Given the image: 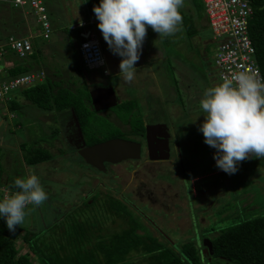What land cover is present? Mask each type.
<instances>
[{"label":"rangeland","instance_id":"374dc122","mask_svg":"<svg viewBox=\"0 0 264 264\" xmlns=\"http://www.w3.org/2000/svg\"><path fill=\"white\" fill-rule=\"evenodd\" d=\"M42 2L50 24L46 38L38 34L40 27L30 9H26L21 19L14 11L19 7L1 9L8 6L1 2L0 41L31 29L34 69H43L45 76L58 79L62 86L72 90L82 83L87 88L107 83L116 89L118 102L135 98L133 109L143 120H166L173 149L170 157L161 161H149L143 152L137 159L104 164L105 170H99L80 160L67 139L70 110L42 109L19 96L18 89L15 97L19 96L22 107L11 112L6 101H0V175L16 180L34 172L48 197L40 206L28 205L29 214L14 239L18 251L27 253V264H38V260L23 239L26 229H47L54 233L74 218L77 222L90 220L88 223L98 227L101 234L126 226L123 216L108 211V204L114 205L111 197L120 200L142 223L136 231H147L174 248L182 242L198 245L200 239L206 240L221 227L264 212V158L251 157L240 162L234 174H227L216 166V150L204 142L199 131L204 120L199 101L215 85L212 71L215 46L201 0H184L179 9L181 13L195 15L197 31L192 36L185 35L181 26L174 35L161 38L148 27L140 52L143 64L134 65L135 78L131 82H125L118 74L121 57L118 59L109 50L96 17L94 33L102 38L99 46L103 66L109 73L103 74L101 67L87 69L81 65L78 37L68 28L74 21L70 22L67 15L72 12L79 17L86 8L84 0ZM10 10L13 11L9 13ZM13 56L16 55L10 54ZM4 60L1 58L0 63L4 64ZM6 68H1L4 74ZM111 111L110 107L99 113H106L120 124L125 133L114 130L115 135L131 137L126 134L128 126L120 123ZM111 120L106 122L113 123ZM21 142L46 147L51 158L27 163ZM132 257L141 263L145 258L138 253Z\"/></svg>","mask_w":264,"mask_h":264},{"label":"trees","instance_id":"16d2710c","mask_svg":"<svg viewBox=\"0 0 264 264\" xmlns=\"http://www.w3.org/2000/svg\"><path fill=\"white\" fill-rule=\"evenodd\" d=\"M2 2L8 6H2L1 9L7 10L12 6L9 2ZM99 2L100 0H86L88 16L96 17L92 9ZM250 6L247 32L254 47L255 60L264 77V0H250ZM14 11L18 12L21 19L24 18V9L14 8ZM181 15L184 34L190 37L197 31L195 15L191 12H182ZM10 54L14 53L8 51L4 54V58H11V65L7 67L5 75L11 76L34 68L32 61L35 50L26 57H10ZM17 91L24 99L42 109L72 110L85 142L97 140L95 135H106L105 131L108 133L106 136L113 135L115 127L93 110L88 88L84 83L72 90L62 86L58 79L45 76L42 81ZM135 103V98L125 99L111 106V109L122 123L131 128H142L138 112L133 109ZM6 104L10 110L20 106V102L12 96ZM107 125L110 127L106 129ZM20 145L24 150V160L29 164L51 158L46 147L24 142ZM111 199L114 205L108 204V211L115 216H123L127 221L126 226L119 230L101 234L97 231L98 227L88 223L90 220L77 222L75 218L54 233L47 229H26L23 239L38 264H264V212L239 219L221 227L213 236L208 235L206 240L211 246L210 250L203 238L198 245L182 242L174 248L147 231H136L142 226L139 219L120 200L114 197ZM20 227L17 226L14 232H10L4 217L0 216V264H27V253L19 252L14 243V239L20 234ZM44 233L47 234L42 235ZM135 253L145 257L142 259L143 263L134 261L132 255Z\"/></svg>","mask_w":264,"mask_h":264},{"label":"clouds","instance_id":"9594fccd","mask_svg":"<svg viewBox=\"0 0 264 264\" xmlns=\"http://www.w3.org/2000/svg\"><path fill=\"white\" fill-rule=\"evenodd\" d=\"M183 6L184 0H100L93 5L103 39L121 57L118 74L125 82L135 78L134 65L148 27L161 38L174 35L182 26L179 9ZM199 106L204 114L199 131L204 142L216 150L219 169L234 174L240 162L264 158V77L258 69L223 77L204 92ZM14 186L19 190L0 199V216L10 232L23 225L28 205L40 206L48 198L34 172L17 178Z\"/></svg>","mask_w":264,"mask_h":264},{"label":"built area","instance_id":"2783aa9c","mask_svg":"<svg viewBox=\"0 0 264 264\" xmlns=\"http://www.w3.org/2000/svg\"><path fill=\"white\" fill-rule=\"evenodd\" d=\"M6 0H0V3ZM206 22L211 28V40L214 42L212 71L215 85L225 76L246 70H259L254 57V47L247 32L248 17L251 13L250 0H201ZM21 9H30L40 27V34L46 38L50 32L46 9L42 0H8ZM82 22V24H81ZM94 18L85 19L69 24V29L78 37L77 51L80 63L87 69L100 68L106 72L104 57L101 53L99 40L93 28ZM27 29V28H26ZM31 29L21 36L9 35L0 41V59L7 51H12L17 57H26L33 50ZM11 60V59H10ZM6 63V62H5ZM7 64L11 65L10 61ZM9 65V66H10ZM45 71L41 68L30 69L23 73L0 78V101H7L14 90L42 81ZM6 104V103H5ZM12 116V113L9 114ZM19 189L0 181V199L4 195Z\"/></svg>","mask_w":264,"mask_h":264},{"label":"water","instance_id":"95a60500","mask_svg":"<svg viewBox=\"0 0 264 264\" xmlns=\"http://www.w3.org/2000/svg\"><path fill=\"white\" fill-rule=\"evenodd\" d=\"M141 55L135 65L141 64ZM89 101L93 110H102L111 107L117 103L115 91L111 85H95L88 89ZM71 122L81 137L76 116L71 110ZM164 123L146 124L145 142L146 150L149 159L166 158L167 144L166 137L167 131ZM140 144L131 139H124L120 137H111L92 143L90 145H81L77 148L78 155L89 165L96 169L104 170V162H118L126 158L139 157ZM157 151V153H156ZM207 249L210 250L211 246L208 240H204Z\"/></svg>","mask_w":264,"mask_h":264},{"label":"flooded vegetation","instance_id":"af4514ba","mask_svg":"<svg viewBox=\"0 0 264 264\" xmlns=\"http://www.w3.org/2000/svg\"><path fill=\"white\" fill-rule=\"evenodd\" d=\"M100 39H102L101 37H98V40H100ZM141 54V53H140ZM117 56V58L118 59H120V56L119 55H116ZM142 59V58H141ZM142 63H143V59H142ZM106 73H109V69H106V72H104L103 74H106ZM114 73H116V72H114ZM101 85V84H100ZM104 86H106V85H109V84H103ZM93 86H95V85H93ZM89 89V88H88ZM114 90H115V95H117V91H116V89L114 88ZM117 103H118V101H117ZM114 106V105H113ZM109 107H107V108H104V109H108ZM104 109H102V110H104ZM96 111V110H95ZM101 110H98V111H96L98 114H100L99 112H100ZM71 113V112H70ZM111 113H113L114 114V116L116 117V115H115V113L113 112V111H111ZM138 114V113H137ZM100 115H102L104 118H106V119H109V120H111L110 118H108V116L106 115V113H104V114H100ZM138 117H139V119H140V122H141V127L142 128H131L128 124H126V123H123V124H126L127 126H128V128H127V131H128V133H126L127 135H130L131 137H129V138H124V139H131V140H134V141H137V142H139V144H140V149H139V157H140V155L144 152L145 153V156L147 157L146 159H148L149 161H153V162H156V161H161V160H164V159H166V158H169L170 157V152H171V150L173 149V147H172V149H171V140H170V135H171V133H170V131H169V128H168V125H167V123L165 122L166 120L164 119V120H162V119H157V120H152V121H145V120H143L142 119V117H140L139 115H138ZM116 119L119 121V119L116 117ZM111 121H113V120H111ZM120 123H122L121 121H120ZM155 123H164L165 124V129L164 130H166L167 131V137H166V144H167V153H168V156L166 157V158H156V159H149V157H148V155H147V150H146V142H145V130H144V127H145V125L146 124H155ZM66 124L67 125H69V127L71 126V129H69V131H68V135H67V139H68V141L70 142L71 141V145L73 146V148L75 149V151H76V153H77V148L79 147V146H81V145H90V144H92V143H95V142H98V141H102V140H104V139H107V138H111V137H118L117 135H115L116 133H113V135H109V136H106L108 133L105 131V134L106 135H101V134H96L95 135V137L97 138V140H94V141H91V142H85V137L82 135V133H81V137L78 135V133L76 132V130H75V128H74V126H73V124H72V122H71V120L68 122V121H66ZM111 125H113V127H115L114 128V130L115 131H122V132H124L123 130H122V128H121V126H120V124H116L114 121H113V123L111 122ZM113 130V131H114ZM81 132V131H80ZM125 133V132H124ZM120 138H122V137H120ZM156 153H157V151H156ZM77 155H78V153H77ZM138 157V158H139ZM78 158H80V160H83L79 155H78ZM126 159H137V158H126ZM85 162V161H84ZM113 163H116V162H113ZM104 164H108V166H109V164H112L111 162H104ZM107 169V168H106ZM105 170V169H104ZM103 170V171H104Z\"/></svg>","mask_w":264,"mask_h":264},{"label":"crops","instance_id":"0c3cea01","mask_svg":"<svg viewBox=\"0 0 264 264\" xmlns=\"http://www.w3.org/2000/svg\"><path fill=\"white\" fill-rule=\"evenodd\" d=\"M70 15V16H69ZM69 15H67L68 17H69V19H70V22L71 21H75V20H78V19H82V18H85V17H87L88 16V14H87V11H86V8H84V10L80 13V15H79V17H77V16H73V13L72 12H70V14ZM93 18V17H92ZM96 18H94V20H95ZM96 21V20H95ZM142 56V55H141ZM7 61H10L11 62V60H10V58H6L5 60H4V62H6V63H4V64H2V63H0V78L1 77H5V76H7V75H5L2 71H1V68L3 67V66H9L10 64H7ZM143 64V63H142ZM141 64V65H142ZM7 69V68H6ZM118 69V68H117ZM3 74H4V76H3ZM47 76V75H46ZM17 94V93H16ZM15 90L13 91V99H15L16 101H18L19 100V96H21L19 93H18V95L19 96H16L15 97ZM20 106L22 107V104L20 103ZM17 109V108H16ZM13 110H15V109H13ZM13 110H10L11 112L13 111ZM0 181H3V182H6L7 184H9V185H13V187H15L14 186V181L15 180H13V179H11L10 178V180L8 179V178H6V177H2L1 175H0Z\"/></svg>","mask_w":264,"mask_h":264}]
</instances>
